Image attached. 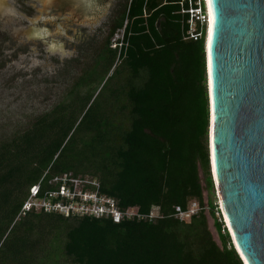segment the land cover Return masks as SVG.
Segmentation results:
<instances>
[{
	"label": "trees",
	"instance_id": "trees-1",
	"mask_svg": "<svg viewBox=\"0 0 264 264\" xmlns=\"http://www.w3.org/2000/svg\"><path fill=\"white\" fill-rule=\"evenodd\" d=\"M185 27L177 0H127L103 57L108 73L119 57L108 81L126 79L106 92L108 81L94 92L80 83L0 138V264H41L57 247L68 264H243L215 214L204 40H185ZM118 29L124 39L114 49ZM67 173L98 181L122 209L158 208L162 217L20 214L32 186L42 180L43 195ZM205 190L221 245L204 211L188 222L173 215L192 199L203 205Z\"/></svg>",
	"mask_w": 264,
	"mask_h": 264
},
{
	"label": "water",
	"instance_id": "water-1",
	"mask_svg": "<svg viewBox=\"0 0 264 264\" xmlns=\"http://www.w3.org/2000/svg\"><path fill=\"white\" fill-rule=\"evenodd\" d=\"M208 1L204 56L214 193L242 263L264 264V0Z\"/></svg>",
	"mask_w": 264,
	"mask_h": 264
},
{
	"label": "rangeland",
	"instance_id": "rangeland-1",
	"mask_svg": "<svg viewBox=\"0 0 264 264\" xmlns=\"http://www.w3.org/2000/svg\"><path fill=\"white\" fill-rule=\"evenodd\" d=\"M105 1L98 2L100 6L93 14L103 11L101 17L79 25L77 20L88 16L85 11L58 19L59 14L49 13L52 8L44 0H0V138L29 125L78 84H83L78 86L81 92H94L108 81L118 63L115 60L108 73L104 68V51L127 0H110L106 5ZM71 17L76 20H70ZM34 32H40L44 38H32ZM121 32L118 29L111 37V45ZM127 74L116 80L112 77L104 92L113 82H123ZM87 77L92 78L83 83L82 78ZM208 197L205 190L206 203ZM206 215L209 229L221 245L214 218L210 211ZM41 264L68 263L57 247Z\"/></svg>",
	"mask_w": 264,
	"mask_h": 264
},
{
	"label": "built area",
	"instance_id": "built-area-1",
	"mask_svg": "<svg viewBox=\"0 0 264 264\" xmlns=\"http://www.w3.org/2000/svg\"><path fill=\"white\" fill-rule=\"evenodd\" d=\"M180 6V15L186 17L184 31L185 40H206L208 34L209 16L206 0H177ZM121 35L113 38L111 47L120 49L124 39V29ZM119 62V57L117 63ZM42 180L30 188L29 195L22 205L21 213L28 211L57 212L66 216H92L96 218H111L114 222L123 219H146L155 221L162 217L158 208H154L149 214H141L138 207L120 208L117 199L102 194L99 182L87 177H74L71 173L54 177L49 183L55 189L41 192ZM215 214L220 222L224 224L222 233L228 231L222 215V208L215 196ZM200 211H210L208 202L202 205L198 200L192 199L186 208L175 206L174 216L180 221H190ZM234 246V245H233Z\"/></svg>",
	"mask_w": 264,
	"mask_h": 264
},
{
	"label": "flooded vegetation",
	"instance_id": "flooded-vegetation-1",
	"mask_svg": "<svg viewBox=\"0 0 264 264\" xmlns=\"http://www.w3.org/2000/svg\"><path fill=\"white\" fill-rule=\"evenodd\" d=\"M44 1L47 2L48 6L52 8V10H50L49 13L59 14L58 19H61L65 15L72 13V12L82 14L85 11L88 16L86 18L80 17L79 20H77L78 21L77 23L79 25H82L83 23H92L95 21V17L97 19L98 17H101L104 14V12L102 11L100 15H93L94 12H96L97 8L100 6L98 4L100 0H44ZM108 1L110 0L105 1L104 4L106 5ZM73 19H74L73 17L70 18V20L72 21ZM42 20L43 19L37 22H41ZM40 35H42L40 32H34V35H32V38L38 39V40H40L41 38H44V37H40Z\"/></svg>",
	"mask_w": 264,
	"mask_h": 264
},
{
	"label": "bare ground",
	"instance_id": "bare-ground-1",
	"mask_svg": "<svg viewBox=\"0 0 264 264\" xmlns=\"http://www.w3.org/2000/svg\"><path fill=\"white\" fill-rule=\"evenodd\" d=\"M207 10H208V16H209V23H208V26L210 28V9H209V1L207 0ZM210 33V29L208 31ZM209 33H208V37H209ZM228 225V224H227ZM229 229H230V226L228 225ZM231 230V229H230Z\"/></svg>",
	"mask_w": 264,
	"mask_h": 264
}]
</instances>
